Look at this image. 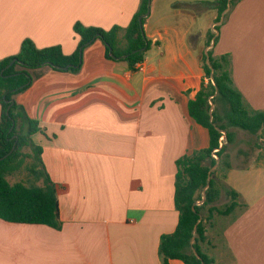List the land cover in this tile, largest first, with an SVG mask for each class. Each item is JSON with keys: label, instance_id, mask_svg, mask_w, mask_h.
<instances>
[{"label": "crops", "instance_id": "obj_1", "mask_svg": "<svg viewBox=\"0 0 264 264\" xmlns=\"http://www.w3.org/2000/svg\"><path fill=\"white\" fill-rule=\"evenodd\" d=\"M139 2L0 0V60L16 55L25 39L72 54L75 23L126 27ZM216 17L213 0H150L143 71L106 59L98 39L83 49L78 72L36 70L15 100L39 123L33 141L56 186L61 228L0 219V264H161L160 237L178 223L176 161L209 145L188 103L206 81L201 57ZM214 51L231 54L236 86L264 110V0L237 2ZM235 132L222 183L247 207L220 232V247L231 264H264V149L231 152L243 143V132Z\"/></svg>", "mask_w": 264, "mask_h": 264}, {"label": "trees", "instance_id": "obj_2", "mask_svg": "<svg viewBox=\"0 0 264 264\" xmlns=\"http://www.w3.org/2000/svg\"><path fill=\"white\" fill-rule=\"evenodd\" d=\"M148 1L140 0L126 27L115 25L105 30L75 23L73 31L79 42L72 54H65L59 45L38 48L30 39H25L16 55L0 60L1 220L61 228L56 186L45 170L42 147L33 141V136L40 131L39 123L16 102V95L30 86L37 77L36 70L43 66L78 72L83 49L96 39L104 45L106 59L124 61L133 70L136 63L144 60L152 44L144 32L146 17L139 22V17L148 10ZM238 1L213 0L217 11L215 22L220 20L229 4L230 8L223 22L214 27L218 35L215 36L211 29L207 32L206 46L213 39L214 46L201 57L206 81H202L195 98L188 103L190 116L208 130L209 145L176 161L174 202L178 223L173 233L160 237L158 255L161 264H168L172 259H179L184 264H215L214 239L217 240L220 232L247 207L236 190L224 188L222 183L231 168L227 149L236 141V129L264 136V110L254 109L236 86L231 54L214 51L221 26ZM210 100L214 104L211 111ZM15 175L19 179L11 183L8 178ZM209 176L211 179L203 199ZM223 191L226 202L217 205ZM198 201L201 204L198 205Z\"/></svg>", "mask_w": 264, "mask_h": 264}, {"label": "rangeland", "instance_id": "obj_3", "mask_svg": "<svg viewBox=\"0 0 264 264\" xmlns=\"http://www.w3.org/2000/svg\"><path fill=\"white\" fill-rule=\"evenodd\" d=\"M239 130V129H236ZM242 131V130H239ZM241 139L243 140V143L241 145H233V147L230 148L231 152L234 153V149H236L237 146H240L242 148V151H246L248 153V156H256L257 153L262 152L261 149H264V136H257L252 134H247L245 131H242ZM223 141H225V137H222ZM230 146H228L229 148ZM261 150V151H260ZM222 178V177H221ZM11 183L17 181L19 179L18 175L12 176L8 178ZM224 199L219 200L217 205L224 204ZM197 204H201V202H197ZM215 235V234H214ZM215 238V237H214ZM217 240L214 239L216 247L219 248V253L216 257V264H231L229 258L222 250V247H220V237H216ZM217 248V249H218Z\"/></svg>", "mask_w": 264, "mask_h": 264}, {"label": "water", "instance_id": "obj_4", "mask_svg": "<svg viewBox=\"0 0 264 264\" xmlns=\"http://www.w3.org/2000/svg\"><path fill=\"white\" fill-rule=\"evenodd\" d=\"M229 8H230V4L228 5V7H227V9L222 13V16H221V18H220V20L217 22V23H215V25H214V27L215 26H217V25H220L221 23H222V21L224 20V15H225V13L229 10ZM149 9H150V0L148 1V10H147V12L145 13V14H143V15H141L140 17H139V22H141V20L143 19V18H145L148 14H149ZM214 32H215V36L216 35H218V31L214 28ZM214 46V39L212 40V42H211V44L208 46V50L210 49V48H212ZM207 50V51H208ZM207 51H205V53L207 54ZM126 57V55L125 56H123L122 58H125ZM213 102L210 100V111L212 110V108H213ZM223 134L225 135V132H223ZM225 137V136H224ZM218 164V163H217ZM217 164L214 166V168L217 166ZM213 168V169H214ZM210 172H211V170L209 171V174H210ZM210 179H211V177L209 176L208 177V183H207V185H206V187L204 188V190H203V199H204V191L206 190V188L208 187V184H209V181H210ZM196 226L197 225H195V227H194V235H195V231H196ZM194 235H193V237H192V239H191V244L194 242ZM194 253H195V255L198 257V254H197V252L194 250Z\"/></svg>", "mask_w": 264, "mask_h": 264}, {"label": "built area", "instance_id": "obj_5", "mask_svg": "<svg viewBox=\"0 0 264 264\" xmlns=\"http://www.w3.org/2000/svg\"><path fill=\"white\" fill-rule=\"evenodd\" d=\"M143 63L142 62H138L134 65V70H137V71H143Z\"/></svg>", "mask_w": 264, "mask_h": 264}]
</instances>
